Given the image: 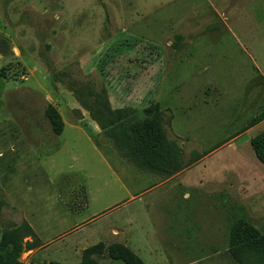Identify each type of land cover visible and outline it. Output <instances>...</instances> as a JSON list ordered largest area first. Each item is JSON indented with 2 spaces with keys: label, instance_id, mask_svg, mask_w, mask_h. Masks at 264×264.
Masks as SVG:
<instances>
[{
  "label": "rangeland",
  "instance_id": "obj_1",
  "mask_svg": "<svg viewBox=\"0 0 264 264\" xmlns=\"http://www.w3.org/2000/svg\"><path fill=\"white\" fill-rule=\"evenodd\" d=\"M9 31L27 50L38 41L40 65L28 78L12 59L0 67L9 264H124L125 245L145 264H264L263 243L258 258L228 251L235 225L264 237V166L249 143H230L259 104L264 115V0H0V36ZM113 42L125 47L109 50ZM172 46L181 50L158 91L176 122L164 112L159 126L182 149L179 172L215 152L163 184L169 177L138 170L105 131L97 136L83 106L100 107L102 87L129 89L144 58L166 47L169 61ZM182 98L198 107L187 113Z\"/></svg>",
  "mask_w": 264,
  "mask_h": 264
},
{
  "label": "trees",
  "instance_id": "obj_2",
  "mask_svg": "<svg viewBox=\"0 0 264 264\" xmlns=\"http://www.w3.org/2000/svg\"><path fill=\"white\" fill-rule=\"evenodd\" d=\"M94 101L100 107L97 106L93 108L94 110H90V108L83 106L84 109L93 116L92 118L100 130L108 134L115 147L130 164L142 172L164 177H171L181 170L180 153L182 150L175 141H168L160 128L158 122L163 112L160 111L157 103H152L147 108L140 110V113L138 110L131 108L113 110L109 105L104 87L95 94ZM80 103L82 104L81 100ZM51 111L54 113L57 133L59 134L63 129L61 119L54 110ZM140 115H143L146 119L142 122H135V117ZM262 119H264V115ZM251 146L256 158L264 165V131L251 140ZM234 227L235 232L231 230L229 234V254H238L247 249L256 250L255 258L263 254L260 251V245L261 243L264 244V237L252 235L250 231H246V226L242 224ZM97 246H100V244L91 247L90 250H85V252H96L95 248ZM120 247L117 248L120 251L119 258L124 264H144L128 248ZM109 251L114 250L110 248ZM10 256L11 248L0 240V264H9Z\"/></svg>",
  "mask_w": 264,
  "mask_h": 264
},
{
  "label": "crops",
  "instance_id": "obj_3",
  "mask_svg": "<svg viewBox=\"0 0 264 264\" xmlns=\"http://www.w3.org/2000/svg\"><path fill=\"white\" fill-rule=\"evenodd\" d=\"M7 33H5V34H7V36L6 35H4V37L0 36V42L3 43L4 47H7V46L9 47V54L8 55H5V53H0V67L12 59V61H15L16 63L19 64V66L21 68H23L22 70H24V72H26V74H27L26 76L28 78L29 75L31 73H34L38 69L37 67L40 66L37 59H36V53L38 50V41L36 40V42L34 43V46L31 43L30 44L31 45L30 50L29 49L27 50V48L25 46L23 47L22 45H19L21 40L19 42L17 37L15 39L13 38V35H14L13 32L9 31ZM0 34L3 35V33H0ZM15 34L17 36L19 34V32L16 31ZM127 46H129V45L126 44V47ZM122 47H125V44H123V43L122 44H116L113 42L110 45L109 50L119 51V50H122ZM166 47H170V46H166ZM166 47H164L163 50L155 47L158 50V55H156V58H157L156 60H151L150 56L144 58L145 60H143V62H144L143 70H140V71H142V75L140 74L141 76L138 75V76L132 77V78H130V81H129V79L127 80V81H129L128 83H130L129 89H126V90L121 89V88L118 89V87H114V86L112 88H110V90L107 92V96H108L109 104L111 105V108L113 110L122 109V108H131V109H136V110H143V109L147 108L149 105H151L152 103H157L159 105L160 111H162L163 113L167 112L171 115V117L169 119V126L170 125L172 126L173 123L176 122L175 116L173 115V112L170 111L171 110L170 106L169 105L161 106L160 101L163 100L164 98L162 97L163 96L162 92H161V96L159 95L158 89L164 83V79H165L164 75L168 69L169 62L171 63L172 59H176L178 51H180L181 49L180 48L178 49L177 46H172L171 50L174 51L175 54L172 55V58H170L169 61H167L166 55L164 56V50H166ZM146 49H148V47H146ZM157 64H158V66H157ZM0 78L3 79L1 76H0ZM136 83H138L139 86H137ZM141 83H142V88H139ZM255 96H257V95H255ZM256 98L257 97H255V100H256ZM259 98H260V101H262V97H259ZM183 102H184L183 104H185L184 107H185V111L187 113H191V109L193 107L194 108L198 107L197 102L194 105L193 101H190L189 99L188 100L183 99ZM206 105H208V103H206ZM256 106H257V104H256ZM70 109L72 111L73 110H77V111L79 110L77 115L81 116L80 117L81 119L86 117L85 111L82 108H81V110H80V108L78 109V108H74V107H72ZM261 109H262L261 104H259L256 108L255 113L252 115L251 118L248 119L246 125L243 126L241 128V130L239 132H237L230 139V143L233 144V143H236V142L243 140L244 142L242 144L245 145V144L249 143L251 146V140L256 135H258L259 133L264 131V130L257 131L264 124V119H262L263 112ZM81 119L80 120L77 119L76 121H74L68 125H75V124L78 125L79 123H81ZM91 121L94 125L93 131L97 134V136H99L100 128L98 127V125L95 121H93V120H91ZM252 132H255L254 135L249 137V135L252 134ZM251 148H252V146H251ZM213 152H215V150L214 151H208L207 153H205V154H203L197 158H192L193 162L187 168H185L181 172L173 175L172 177L167 178L166 180L163 181V184L169 183L172 180H175V179H178V178L184 176L185 173L191 167H193L194 165H197L198 163L209 158V156L211 154H213ZM259 163L262 164L260 161H259ZM184 196H188V194L184 193ZM111 234H112V236H119L120 232L117 230H112ZM98 243H100V242H98ZM98 243H96V244H98ZM125 247L128 248L134 255H136L145 264V262L139 257V255H137L138 253H140V251H133L132 249L129 248L128 245H125ZM136 252H138V253H136Z\"/></svg>",
  "mask_w": 264,
  "mask_h": 264
}]
</instances>
